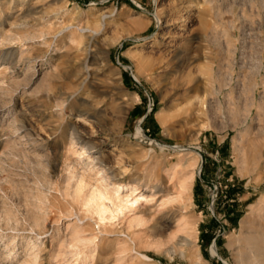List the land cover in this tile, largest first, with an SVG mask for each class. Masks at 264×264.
Instances as JSON below:
<instances>
[{
  "label": "rangeland",
  "instance_id": "1",
  "mask_svg": "<svg viewBox=\"0 0 264 264\" xmlns=\"http://www.w3.org/2000/svg\"><path fill=\"white\" fill-rule=\"evenodd\" d=\"M259 222L264 0H0V264H243Z\"/></svg>",
  "mask_w": 264,
  "mask_h": 264
},
{
  "label": "bare ground",
  "instance_id": "2",
  "mask_svg": "<svg viewBox=\"0 0 264 264\" xmlns=\"http://www.w3.org/2000/svg\"><path fill=\"white\" fill-rule=\"evenodd\" d=\"M198 101L200 103V109H203V107L205 106L204 105L205 100L199 99ZM76 116H80L82 119H84V122L86 121L85 120L86 117L83 115L82 112L78 113ZM81 121H83V120H81ZM71 129L72 130H71L70 141L74 142V143L75 142L76 143L80 142L81 144H79V145H80L81 149L84 148V150H86L85 147H86L87 142L85 143L83 141V139L81 138V136L78 134L76 126L75 125L72 126ZM26 135L28 137L30 136L28 131L26 132ZM86 148H88V147H86ZM84 150H81L80 153L83 152ZM72 170H69V175L67 176V179L69 181V186H72L74 188V192L77 193L81 189V186H82L81 184H82L83 180H82V178H80V180L78 182H76V184H74V183L72 184L71 180H73V178L75 177V173ZM182 179H184V178H182ZM182 179H181V181L178 184V190H177V193L174 194L175 195L174 199L168 198V201H170V200L182 201L184 199L183 196L184 195L187 196V192H188L190 186L186 182V180H182ZM155 180H157V179H155ZM157 183H158V181H157ZM139 186H141V184H140L139 179L137 178V179L134 180L133 188L135 189L136 187H139ZM119 187H121V185H118L116 187L114 193L118 192ZM155 190H162V187L159 184L155 183V186L153 188H151L150 195H153ZM108 197L109 196H107V191L103 190V189H101L100 187L97 186L95 188H92L90 190V192L87 194L85 203H88L89 201H93V200H99V201H101V203H100V205H101L102 204V200L105 199V198H108ZM131 200L135 201L136 197H132ZM164 204H165V202H164ZM184 216L185 215H180V217L178 219V222H181V224H182V225L179 224V225H181V227L178 226L180 228H182V227L185 228L188 225V223H189ZM259 225L261 227H264V224L261 223V222H259ZM261 227L260 228H256L255 230H251V231H249V233L247 235H245L244 243H243L242 247H240V249H239L240 252H241L240 256H241L243 264H264V229L261 228ZM29 241H31V240H29ZM32 242H35V241L32 240ZM7 253H8L7 256H9L10 253H11V250L7 251ZM29 255H30L28 257L29 259L27 258L28 260L25 259V260L21 261L20 264H31L32 262L36 261V256L35 255H33V254H29ZM238 256H239V254H238Z\"/></svg>",
  "mask_w": 264,
  "mask_h": 264
},
{
  "label": "built area",
  "instance_id": "3",
  "mask_svg": "<svg viewBox=\"0 0 264 264\" xmlns=\"http://www.w3.org/2000/svg\"><path fill=\"white\" fill-rule=\"evenodd\" d=\"M131 75L133 76V78L137 81L136 76L134 75V73L131 72ZM151 108V107H150Z\"/></svg>",
  "mask_w": 264,
  "mask_h": 264
}]
</instances>
